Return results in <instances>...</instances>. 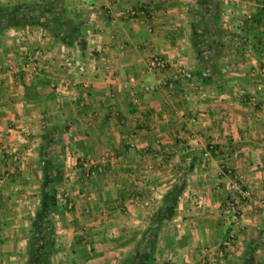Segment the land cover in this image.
<instances>
[{"label": "crops", "instance_id": "0c3cea01", "mask_svg": "<svg viewBox=\"0 0 264 264\" xmlns=\"http://www.w3.org/2000/svg\"><path fill=\"white\" fill-rule=\"evenodd\" d=\"M62 1L84 48L39 23L0 32V264H28L47 169L48 264H264V0H216L221 44L200 75V0ZM82 161L91 175L70 178Z\"/></svg>", "mask_w": 264, "mask_h": 264}, {"label": "trees", "instance_id": "16d2710c", "mask_svg": "<svg viewBox=\"0 0 264 264\" xmlns=\"http://www.w3.org/2000/svg\"><path fill=\"white\" fill-rule=\"evenodd\" d=\"M205 3L206 10L202 16L204 28L200 32L193 31L194 47L201 54L202 65L197 74L207 67V62L217 58L220 47L222 30L217 23L216 0H200ZM212 4V7H211ZM211 10V11H210ZM37 11L38 15H33ZM43 20V21H42ZM44 24L50 27V32L59 39L70 43L76 41L80 49L85 47V41L80 35V27L71 19H67L63 13L62 0H50L35 7L0 6V32L7 28H21L27 25ZM216 57V58H215ZM206 58V59H205ZM210 65V64H209ZM49 172L52 169H47ZM44 174L43 188L39 198V206L32 223L31 242L28 264H48V256L52 251L54 229L50 221L52 213L58 211L55 203L53 185L58 184L60 176ZM156 232H151L149 239L145 240V250L152 248ZM140 249V248H139Z\"/></svg>", "mask_w": 264, "mask_h": 264}, {"label": "built area", "instance_id": "2783aa9c", "mask_svg": "<svg viewBox=\"0 0 264 264\" xmlns=\"http://www.w3.org/2000/svg\"><path fill=\"white\" fill-rule=\"evenodd\" d=\"M64 66H67V67H72L74 66L73 65V60L71 58H68V57H65L64 58ZM26 68L31 70V71H39L40 70V67L38 64H35V63H32L31 61H28L26 64H25ZM168 62L160 57V56H152L149 60H148V63H147V69L148 70H151V71H156L158 73H164L167 71L168 69ZM75 67L77 68V70L79 71V73H84L85 72V67H84V64L78 62L75 64ZM179 75L180 77H186V78H190V74L189 72H187L186 70H179ZM145 90H148L150 89L149 87H144L142 86ZM202 97L205 96V93H202L201 94ZM67 132L70 134L71 133V128H68ZM10 135L12 134L11 132L9 133ZM213 154H218V148L214 145V144H209L207 146V148L204 150V153L203 155L205 157H211ZM91 164H93L92 162H86V161H82L79 163V165L77 166V169L75 170L74 173H72L70 175V178H75V179H84L86 177H89L91 175V172H90V166ZM221 167L223 168L224 172L227 174V175H230L233 177V179L235 180V184L236 186H239L238 184V180L236 179V176L233 175L232 171L225 167V166H222ZM2 184V179H0V186ZM242 198L243 199H246L249 197V192L247 190L243 191L242 193ZM60 199L62 200V202L65 204V206L69 209H71L73 207V201L71 199V197L69 196V194L65 191H62L61 192V195H60ZM257 205L258 207L261 209V210H264V199H261L257 202ZM226 213L229 214V215H232L234 218L236 216H238L239 214V210H238V207H237V204L235 201H228L227 203V208H226ZM0 245H1V241H0Z\"/></svg>", "mask_w": 264, "mask_h": 264}, {"label": "rangeland", "instance_id": "374dc122", "mask_svg": "<svg viewBox=\"0 0 264 264\" xmlns=\"http://www.w3.org/2000/svg\"><path fill=\"white\" fill-rule=\"evenodd\" d=\"M146 86V85H145Z\"/></svg>", "mask_w": 264, "mask_h": 264}]
</instances>
